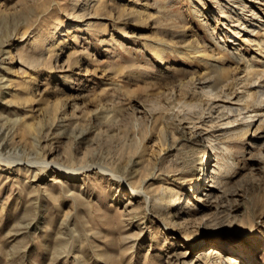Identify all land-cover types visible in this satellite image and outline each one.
I'll return each instance as SVG.
<instances>
[{
	"label": "rangeland",
	"instance_id": "obj_1",
	"mask_svg": "<svg viewBox=\"0 0 264 264\" xmlns=\"http://www.w3.org/2000/svg\"><path fill=\"white\" fill-rule=\"evenodd\" d=\"M222 1L235 17V4ZM246 1L252 32L234 34L236 22L217 11L216 0H112L101 11L95 0H0V142L24 161H41L45 151L47 160L73 168L83 154L89 164L105 166L134 159L138 164L130 163L125 174L129 180L151 171L147 157L160 153L162 143L159 171L148 187L181 193L166 218L130 188L121 190L117 180L46 172L38 163L29 173L4 166L0 264H215L202 258L209 248L221 250L237 237L240 246L250 245L244 234L252 228L264 235V125L240 124L249 112L261 114L252 95L253 82L264 75V0ZM207 28L228 49L215 50L221 60L209 55L215 40ZM104 37L116 41L103 43ZM150 41L183 50L160 61L145 49ZM196 44L219 68L191 50ZM231 52L254 66L244 67ZM215 80L222 93L210 102L201 82ZM58 100L67 102L66 112L50 130ZM213 102L250 109L235 123L221 119L215 125L208 112ZM186 103L206 108L201 119ZM111 107L120 118L116 124L95 117ZM82 129L85 136L75 148ZM34 134L42 137L40 147ZM210 164L224 167L222 181L211 199L193 198L210 187ZM195 183L203 189L198 192ZM254 258L264 262V249Z\"/></svg>",
	"mask_w": 264,
	"mask_h": 264
},
{
	"label": "bare ground",
	"instance_id": "obj_2",
	"mask_svg": "<svg viewBox=\"0 0 264 264\" xmlns=\"http://www.w3.org/2000/svg\"><path fill=\"white\" fill-rule=\"evenodd\" d=\"M95 1H96V3L94 5V9L96 11H101V10H107V7L110 6V3L108 1H112V0H95ZM225 1L235 4L234 7H233V10L237 11V13H235V17H233L232 14L226 12L225 6H224L225 3L223 4L222 0H216V3H217L216 5H218L217 11L219 13H222V14H227L226 17H230V22H236L235 25H237V27L234 28L235 29V33L234 34H240V32L242 30H248L247 32L251 33L252 32V16L250 15L251 17L249 16V18L247 17V19H246L245 18L246 16L244 15V12H245V10L246 11L247 10L252 11V5L248 4V2L246 0H225ZM239 10L241 12H238ZM141 15L142 14L140 13V17H141ZM104 30L106 31L107 29H104ZM95 31L97 32L96 33L97 35H99L102 32V30L99 29V28H97ZM209 32H210L209 34H210L211 38L213 40H215V46H213V48L211 50V53L209 52L210 53L209 55H210L211 58L217 59V61L219 59L221 60L222 57H216V55H215L216 51L215 50L218 49V47H219V49H221V48L225 49V50H228V49H227L225 43L222 42V40H218L217 36L214 35V32L212 31V29H211V31L209 30ZM230 37H232V36H230ZM238 37H239V35H238ZM114 40L116 41V38H114V37H111V38H105L104 37L101 40V42H103V43H112ZM260 43L264 44L263 41H261ZM45 45L46 44L43 43L42 46H44V48H45L46 47ZM52 46H53V43L50 45V48ZM50 48H49V50H50ZM184 48H186V47H184ZM187 48H189V47H187ZM190 48H191V50L193 52L202 54L203 58H201V59H203V60L206 59V56H207L205 54L206 50H205L203 45L196 44L194 46H191ZM145 49L152 51L154 56L157 59H159L160 61H163V59H164L165 55L167 54V52L174 53L176 51L180 52V51L183 50V48H182V50L179 47L177 48L176 45L174 46L172 44H169V43H166V42L162 43V42H159V41H157V42L156 41H150L149 43L146 44ZM188 54H190V52ZM183 55L185 56L186 54H184V52H183ZM209 55H208V57H209ZM230 56L237 62L245 61L244 57H241L240 55H238L236 53L231 52ZM193 57H195V56H193ZM148 60H149V58H148ZM215 61L216 60H210L208 62L207 59H206L207 64H209L211 66V68L212 67H215V68L218 67L217 66L218 65L217 62H215ZM246 61H245L244 67L246 66L248 69H251V67L254 66L253 65L254 63L249 62V61L246 62ZM215 68L213 70L217 69V68L216 69ZM219 70H221V69H219ZM218 71H216V72H218ZM259 78H262V80L261 79L260 80L257 79V80H255V82H253V86H255L254 95H252L253 92H250V93H252V94H250V96L251 95L255 96L256 99L254 98L255 100L253 102H255V106H259L260 107L261 114H257L258 113L257 112L256 115L254 113H253L254 115H252V114L250 115V112L247 110L249 107L246 108V107H243V106H240V105L232 106V105H228V104H224V105L220 106L219 104H214V102H213L214 105L211 106V107L209 106L210 110L208 111L209 114H210L209 115L210 120L213 121V123H215V125H216V121L217 120H221V119H225V122H223V123L232 124V123H235V122L239 121L238 117L242 113H244L243 109L246 108L245 110H247L249 112V114L248 115L247 114L244 115V117L242 118L240 124L244 125V127L250 128L251 125H253L255 121H259V124H258L259 127L264 125V112H263L264 111V75L262 77L260 76ZM61 79H63L65 82L68 81V79H66L65 76L63 78H61ZM217 81L215 80L212 83H206L207 81L201 82L202 91H203L204 95L207 97L208 101H210V102L213 99H216L217 97L221 96V93H222L221 89L222 88L220 89L221 86H218V83H215ZM2 93H3V91H2ZM58 101L59 102L57 103L56 110H55L56 111V116L53 118V121L51 123H49L50 130L52 129L53 125L56 124L57 119L59 118V114L62 113V112L63 113L66 112L65 111V107H66L67 102L65 103V102L60 101V100H58ZM185 106H188L190 108L192 107V109H194L193 111H198V112H196L197 116H198L197 120L201 119V117L203 116V114H204V112L206 110V108H204L205 110H202V108H201L202 105L199 104V103H186ZM115 109L117 110V108L111 107V108H109L107 110H104L105 114H102L101 112H97L96 111V113H95L96 116L95 117L98 120L99 119L100 120L104 119V121L106 123L116 124L118 122V120H120V118L117 117V115H116L117 113L116 114L114 113ZM257 110H259V109H257ZM247 111H246V113H247ZM254 111H256V109ZM214 113H216V114H214ZM186 114H188V113H185V115ZM189 114H191V113H189ZM69 115H71V113H69ZM68 118L69 117H65L64 119H62L63 122H61V123L66 125V123L69 122ZM211 126H213V125H211ZM25 128L31 130L32 124H26ZM50 130L48 132H50ZM85 131L86 130L82 129L81 132L78 135H75L74 140H73L74 144H75L74 147L77 145V141L76 140L78 138H80V137L85 136ZM40 136L38 134H34V141L36 142V143L35 142L34 143L37 144V146H39V147L41 145V139H42V137L40 139ZM207 137H208V140L210 142V146L213 149H216L218 147L217 144L214 143L216 139L213 140V135H210V136H207ZM161 145L163 146L162 143H161ZM8 146H9V143L7 141H5L4 143L2 141L0 142V169H3L4 166H10L11 168H12V166L13 167L16 166L18 169H25L29 173V172H32L35 169H37L36 167L34 168L32 166V164L33 163L34 164L38 163L39 166L41 168H43L46 172H48L49 170L55 169L56 172H58V174H61L62 172H66L67 174H73L75 176L76 175H85L86 177H88L89 173H94L97 176L102 177V178H108V179L110 178V179L115 180V181L117 180L119 182L118 184L120 185L121 190L125 189L126 187L130 188V190H132V192L134 194L139 195V196L143 197L146 200L147 208L149 210H151V207H152V209H155L157 211V213H159L162 216H166V218H171L170 217L171 216L170 215L171 208H173L177 204V202L181 199L180 190H175V189H173L171 187L168 190H166V188L163 187L159 191H157V192L155 191V193H154L148 187L149 186L148 183L157 176V173H158L157 171H159V165L158 164H159V161L161 160L160 159L161 158V154H162L161 152L164 150V148L162 146L160 147L161 148L160 149V153H156L155 156L151 155V156L147 157L148 158V160H147L148 161V165L150 166L149 169H151V171L148 174H146L144 177L141 176V177H139L137 179H132V180H129V178L125 174H126V172H128V169L130 167L129 164L130 163L131 164L135 163L134 159L129 160V162L127 161V163H125V164H123L120 161L121 163H115V164L113 163L110 166H105V165L96 164V163L95 164H89L88 161H87L86 155L83 154L82 158L80 159L79 166L73 168V167H68V166H64V165H59L58 162H57L58 164H56L54 162H51V161L47 160V158H48V156L50 154L45 152V151L43 153V159L41 161H37V162L24 161L23 159L17 158V152H16L15 148H12V146H10V147H8ZM205 153H206V155H209L208 151H205ZM143 155H144V153L141 156H143ZM215 157H218V155L216 154ZM186 163H188V162H186ZM38 164H36V165H38ZM135 164H138V161ZM10 167H7V168H10ZM223 172H224V167H219L217 169V168L212 167V164H210L208 169H207V175H206V177L209 178L208 182H210V184L207 185V186H210V187L209 188L207 187L206 189H204V190H206L205 193L201 191L200 197H198L199 194L198 195L196 194V195H194L193 198H196V199L200 198L202 200H205L206 198L207 199H211L212 197H214V195H213L214 187L216 185H218L222 181ZM0 175H1V172H0ZM35 176L37 177L36 173H35ZM57 180H60V179L57 176H54L53 181L55 182ZM197 183L193 184L192 186H195L196 190L199 192L203 188L201 187L202 186L201 184H197ZM204 196L206 198H204ZM187 204H188L187 207H189L192 204V198L189 199ZM195 205H196V203H195ZM226 234L227 233H223V235H221V236H223V238H224V237H226ZM244 235L250 241V245L240 246V242H239L240 239L237 237L234 240H232L231 242H225L224 243L225 246L221 250H218L216 247L213 248V249L209 248L208 251H205V253H204L205 255L204 256L202 255L203 256L202 258L203 259H206V258L211 259V258H213L215 260V264H238L240 262V260L242 261V262H240L241 264H264V262H262L260 259L256 260L254 258V254L256 252H258L261 249H264V235L262 234L261 230L252 228L250 231L246 232V234H244ZM226 239H228V238H226ZM192 241H190V242H192ZM212 253H214L213 256H212ZM172 264H174V263H172ZM189 264H203V261L199 260L196 263L195 260H191Z\"/></svg>",
	"mask_w": 264,
	"mask_h": 264
}]
</instances>
